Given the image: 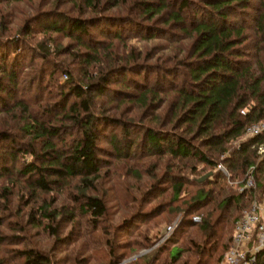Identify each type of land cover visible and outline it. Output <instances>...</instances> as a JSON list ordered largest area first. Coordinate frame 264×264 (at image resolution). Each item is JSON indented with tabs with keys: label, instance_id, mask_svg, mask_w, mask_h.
<instances>
[{
	"label": "trees",
	"instance_id": "obj_1",
	"mask_svg": "<svg viewBox=\"0 0 264 264\" xmlns=\"http://www.w3.org/2000/svg\"><path fill=\"white\" fill-rule=\"evenodd\" d=\"M79 1L93 9L90 18L81 19L62 12L42 11L33 20L42 33L50 30L72 39L79 49L74 52V59L85 68L100 62L102 55L98 53L97 44H103L107 38H123L126 36L123 32L125 27L130 32L129 36L146 40L157 36L169 37L170 29H176L189 38L184 58L170 67L173 71L169 67L160 69L167 73L160 75L157 82L155 78L158 73L152 74V86H140L136 81L128 80L132 87L141 89L134 93L135 101L141 104L146 103L147 95L154 98L152 90L162 87L161 83L165 80L172 86L176 85L174 89L168 88L174 95L171 107L173 111H177L178 126L183 125V131L188 136L147 128L143 130L140 141L135 144L125 138L122 147L124 155L136 158L145 152L158 156L167 155L172 159H194L197 163L188 168L189 174L197 166L204 171L193 177L192 183L198 188L191 198V208L211 202L209 192L204 191V188L223 177L215 169L218 163L225 167L228 177L232 179L241 177L251 167L257 181L250 191L238 192L227 187L217 202L216 205L222 211L225 212L228 208L235 213L230 226H226L227 215L214 223L202 220L197 227L201 233L200 241L188 242L179 247L170 242L168 249L154 251L126 264H218L231 242L235 219L244 208L250 206L252 199L258 201L264 192V154L257 160L255 150L251 148L264 144V130L228 147V143L237 140L246 127L264 121V2L132 0L121 16L111 13L103 15L98 0ZM245 18L249 19V25L251 24L257 38V46L252 48L254 53L251 57L257 53L259 57H254L253 62L244 58L247 49L245 41L249 38ZM30 28L33 27L28 21L22 29L23 33H29ZM14 36L3 37L4 39L0 37V112L13 107L18 109L22 124L15 129V133L21 134L22 138L27 137V140L18 144L15 134L0 130V176L10 175L13 169L28 182L33 191L43 193L51 191L57 183L72 178L80 179L85 188L90 187L99 171L100 149L97 141L103 136L102 129L110 126L122 129V125L115 124L114 119L91 113L95 97L118 91L119 89L109 88L111 83H117L113 79L118 77L120 86H123L128 74L136 78V75L142 73L141 78H145L146 82L150 81V76L145 73L144 66L141 68L134 63V59L128 66L110 64L99 75L90 79L86 77L82 82L73 80L66 67L58 66L53 61L51 63L50 58L41 55L43 65L47 63L50 69L39 66L41 69L38 75L32 77L29 74L27 81L32 78L29 88H40L43 94L49 91V86L55 84L54 92L51 96L48 93L43 99L32 98L28 102L20 94L22 80L19 73H26L23 60L26 61L28 56L31 58L33 55L26 52L24 38ZM57 71L58 77L63 79L54 81L53 76ZM45 87L48 91L43 89ZM122 94H119L120 99L126 96V93ZM48 96L51 100L46 99ZM122 131L123 137H127L128 131ZM114 135L112 133L108 141L118 150ZM65 136L70 137L65 139ZM193 139L198 140V146L192 143ZM26 156L28 160H25ZM205 175L207 176L201 179ZM166 180L172 197L176 200L186 183L185 179L171 174ZM80 195L76 200L77 210L88 214L94 227L105 214L104 204L98 197ZM40 208L38 212H42L41 218L47 222L53 221L55 216L52 212ZM70 216L71 219L72 215ZM130 224L131 218L125 219L119 224V228L126 230L130 228ZM46 228L51 233L56 232V228L49 225ZM172 249H175L173 254L170 253ZM163 252V258L159 260ZM18 253L23 256V264H50L47 257L36 251L22 250ZM182 253L186 256L184 260L180 256ZM104 257L101 264H121L122 256L119 257L111 248ZM256 264H264V247L257 254Z\"/></svg>",
	"mask_w": 264,
	"mask_h": 264
},
{
	"label": "rangeland",
	"instance_id": "obj_2",
	"mask_svg": "<svg viewBox=\"0 0 264 264\" xmlns=\"http://www.w3.org/2000/svg\"><path fill=\"white\" fill-rule=\"evenodd\" d=\"M98 1L103 15L111 13L121 16L126 12L124 8L132 2V0H118L117 3L110 0ZM42 11L62 12L81 19L90 18L94 12L79 0H0V37L4 39L3 37L18 35L19 38H24L23 45L26 52L29 51L28 55L34 56V58L28 56L26 61L23 60V67L27 71L19 73V78L22 80L20 94L24 100L31 102L32 98L43 99L48 93L51 96L54 92L55 84L49 86V91L46 87L43 88L48 91L43 94L40 88H29L32 80L30 78L27 81L29 74H32V77L38 75L40 67L44 66L47 70L50 69L47 63L43 65L41 55L50 58L51 63L53 61L58 66L66 67L73 80L82 82L86 77L90 79L99 75L110 64L128 66L135 59L134 63L138 67L144 66L151 82L142 79V73L136 75V78L128 74L125 76L123 86L119 84L121 82L119 77L113 79L117 83L113 82L109 85V88L119 89L118 91L95 97L91 113L114 119L115 124L122 125V129L128 131V135L123 137L122 129L116 126L102 129L103 136L97 141L100 149L99 171L90 187L85 188L80 179L72 178L57 183L51 191L43 193L33 191L28 186V182L13 169L10 175L0 176V264H23V256L18 253L22 250L36 251L47 257L50 264H101L110 248L115 254H119V257L122 256L120 263L126 264L154 251L168 249L170 242L179 247L188 242L200 241L201 233L197 227L202 220L214 223L227 215L226 226H230L231 218L235 213L228 208L224 212L216 204L227 187L237 190L239 183L245 177L246 170L241 177L235 179L222 174V178L204 188V191L209 192L211 202H204L191 208V198L198 188L192 183L193 177L204 171L197 166L194 172L189 174L188 168L197 163L194 159H172L167 155L158 156L145 152L135 158L129 154L124 155L122 149L124 140L129 139L133 144L137 143L141 139L143 130L147 128L188 136L183 131V125L178 126L177 111H173L171 107L174 95L168 88L174 89L176 85L172 86L165 80L161 83L162 87L152 90L155 97L151 98L147 95L146 103L141 104L135 101L134 94L141 89L132 87L128 80L132 79L140 86L144 84H148V87L152 86V74L158 73L155 78L157 82L160 75L167 73L163 70L161 72L160 69L169 67L170 71H173L170 67L184 58L189 38L176 29L172 31L168 29L169 37L157 36L146 40L129 36L130 32L125 27L123 32L126 36L123 38L119 40L107 38L102 42L103 44H97L98 53L102 55L100 62L85 68L74 59V52L79 49L72 39L50 30L43 33L39 31L33 19ZM244 20L245 24L249 25V19ZM28 21L33 28H30L29 33L24 34L22 29ZM248 25L246 34L249 38L245 41L247 49L244 58L253 62L254 57H259L258 53L251 57L254 46H257L255 44L257 38L251 24ZM153 71L155 73H151ZM58 73V71L54 73V81L63 79L61 76L58 77ZM166 86L168 87L165 88ZM117 92L126 93L125 98L122 96L123 99H120ZM46 99L51 100L49 96ZM19 118L18 109L14 107L0 112V130L4 129L15 134L18 144L27 140V137L22 138L21 134L15 133V129L22 124ZM112 133L115 134L114 141L118 145V150L108 141ZM68 137L65 136V139ZM249 137L243 132L237 140L228 143L230 145L228 147L235 146L240 140ZM192 143L199 145L198 140L193 139ZM251 148H254L257 160L264 154L263 143ZM218 158L221 159L220 156ZM25 160H28L27 156ZM222 167L228 175L225 167L223 165ZM171 174L175 177L183 176L186 182L176 200L172 197L166 180ZM256 182L254 178V186ZM80 194L98 197L104 204L105 214L94 227L91 225L89 215L77 210L76 200L81 197ZM40 207L52 212L55 216L53 221L47 222L41 218V211L38 212ZM70 215H72L71 219ZM194 217H197V220L192 221ZM129 218H131L130 228L126 227V230L119 228V224ZM47 225L56 228V232L51 233L46 228ZM165 252L159 256V260L163 258ZM174 252L175 249H172L170 253ZM180 256L182 260L186 257L185 253Z\"/></svg>",
	"mask_w": 264,
	"mask_h": 264
},
{
	"label": "built area",
	"instance_id": "obj_3",
	"mask_svg": "<svg viewBox=\"0 0 264 264\" xmlns=\"http://www.w3.org/2000/svg\"><path fill=\"white\" fill-rule=\"evenodd\" d=\"M263 130L264 122L259 121L246 127L244 133L252 137ZM215 169L228 176L220 163L216 164ZM245 173L237 188L238 192L250 191L254 188L252 168H248ZM249 205L235 219L231 242L218 264H256L257 254L264 247V193L258 201L252 199ZM194 220H197V217L192 219Z\"/></svg>",
	"mask_w": 264,
	"mask_h": 264
},
{
	"label": "water",
	"instance_id": "obj_4",
	"mask_svg": "<svg viewBox=\"0 0 264 264\" xmlns=\"http://www.w3.org/2000/svg\"><path fill=\"white\" fill-rule=\"evenodd\" d=\"M207 175H205L204 177H202L201 179L205 178Z\"/></svg>",
	"mask_w": 264,
	"mask_h": 264
}]
</instances>
